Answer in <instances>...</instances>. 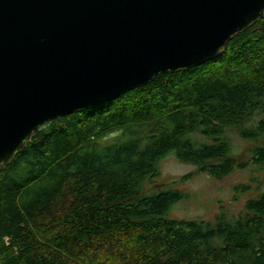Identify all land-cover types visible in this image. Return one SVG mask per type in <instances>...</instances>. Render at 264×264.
<instances>
[{"label": "trees", "instance_id": "1", "mask_svg": "<svg viewBox=\"0 0 264 264\" xmlns=\"http://www.w3.org/2000/svg\"><path fill=\"white\" fill-rule=\"evenodd\" d=\"M169 154L217 179L264 165V17L215 59L37 128L0 169V264H264V190L236 217H172L188 194L156 182Z\"/></svg>", "mask_w": 264, "mask_h": 264}, {"label": "water", "instance_id": "2", "mask_svg": "<svg viewBox=\"0 0 264 264\" xmlns=\"http://www.w3.org/2000/svg\"><path fill=\"white\" fill-rule=\"evenodd\" d=\"M264 0H0V169L35 130L221 56Z\"/></svg>", "mask_w": 264, "mask_h": 264}, {"label": "rangeland", "instance_id": "3", "mask_svg": "<svg viewBox=\"0 0 264 264\" xmlns=\"http://www.w3.org/2000/svg\"><path fill=\"white\" fill-rule=\"evenodd\" d=\"M234 153L241 159H249L248 147L252 142L234 134ZM112 137V136H111ZM161 175L157 183L177 186L188 197L177 202L170 212L172 217L186 219H213L216 213L223 211L231 217L243 213L248 198L264 190V165L249 164L238 168L222 179L208 173L198 172L195 165L180 161L174 154L165 157L161 164ZM191 172L195 174L188 179L183 177ZM239 184H250L249 192H237Z\"/></svg>", "mask_w": 264, "mask_h": 264}]
</instances>
